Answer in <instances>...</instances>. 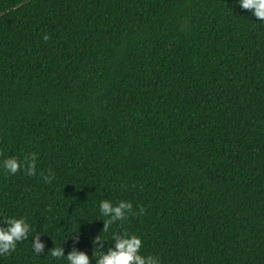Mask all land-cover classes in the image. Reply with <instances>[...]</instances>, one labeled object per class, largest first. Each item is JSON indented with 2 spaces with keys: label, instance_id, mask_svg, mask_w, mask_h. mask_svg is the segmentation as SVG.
Masks as SVG:
<instances>
[{
  "label": "trees",
  "instance_id": "trees-1",
  "mask_svg": "<svg viewBox=\"0 0 264 264\" xmlns=\"http://www.w3.org/2000/svg\"><path fill=\"white\" fill-rule=\"evenodd\" d=\"M30 153L36 175L0 167V216L31 225L0 264H95L113 232L160 264H264V21L236 0H0V161ZM103 199L137 214L103 232Z\"/></svg>",
  "mask_w": 264,
  "mask_h": 264
},
{
  "label": "clouds",
  "instance_id": "clouds-1",
  "mask_svg": "<svg viewBox=\"0 0 264 264\" xmlns=\"http://www.w3.org/2000/svg\"><path fill=\"white\" fill-rule=\"evenodd\" d=\"M239 6L243 9L250 10L258 21H264V0H236ZM44 40H48L47 33L43 36ZM0 167L6 170L7 173L15 174L23 169L29 176L36 175V155L30 153L22 160L15 156H8L0 161ZM45 182H51L54 179V173L49 170L48 175H43ZM99 212L103 217L104 226L102 231L107 232L109 226L116 221H122L131 213L136 215L133 210V205L130 201L120 200L113 203L109 199H103L99 202ZM143 213L144 209H139ZM0 219V255H8L15 250L16 245L23 239H26L31 231V225L23 216H7ZM31 247L36 254H40L44 248V244L39 239V234L33 235ZM71 239H78L79 233L75 232ZM105 239L101 233L93 238V246L95 264H160V261L155 255H143L140 252L142 240L141 237L134 234L124 232L118 234L112 233L111 243L101 244V239ZM51 256L54 258H66L68 264H90V256L83 250L72 248L67 254L64 253L63 247H51Z\"/></svg>",
  "mask_w": 264,
  "mask_h": 264
}]
</instances>
